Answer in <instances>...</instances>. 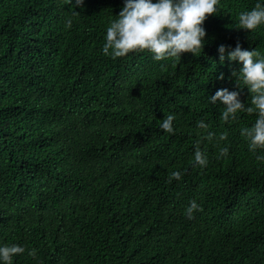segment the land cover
Instances as JSON below:
<instances>
[{"label":"trees","instance_id":"trees-1","mask_svg":"<svg viewBox=\"0 0 264 264\" xmlns=\"http://www.w3.org/2000/svg\"><path fill=\"white\" fill-rule=\"evenodd\" d=\"M254 4L220 0L204 21L202 53L174 62L147 50L103 54L123 0L74 9L0 0V243L37 249L14 264H264V161L239 131L255 114L224 122L208 101L235 87L239 67L220 62L219 44L264 53V25L234 27ZM167 113L174 133L159 127ZM201 119L208 129L197 128ZM197 139L209 155L203 169L193 164ZM225 144L230 154L217 159ZM176 169L182 179L169 183ZM193 198L201 210L189 219Z\"/></svg>","mask_w":264,"mask_h":264},{"label":"clouds","instance_id":"clouds-1","mask_svg":"<svg viewBox=\"0 0 264 264\" xmlns=\"http://www.w3.org/2000/svg\"><path fill=\"white\" fill-rule=\"evenodd\" d=\"M72 9L77 6L83 8L84 0H66ZM220 0H123L118 14L113 15L104 33L102 52L113 59L123 57L130 52L147 50L154 61H164L172 58L174 62L180 61L185 52L192 54L202 53L206 43V29L204 21L209 14L219 12ZM78 11L72 10V15ZM73 23L71 17L65 21L70 28ZM264 25V0H255V4L248 10L238 13L235 28L254 32ZM219 60L224 62L236 61L238 68L231 70L235 87L218 88L214 94L208 95V101L214 105L222 106L220 118L224 122H234L239 119L240 113L255 114L251 125L242 126L240 135L247 141L250 152L256 153L257 161H264V53L255 47L244 48L237 42L234 47L223 43L217 46ZM220 72L218 79H224ZM246 87L250 96L248 102L241 100V90ZM174 113H167L160 119L159 127L167 133H174ZM209 123L201 119L197 128L206 130ZM204 136V133L200 134ZM214 133L208 132L207 138ZM227 133L220 135V140H226ZM201 139L194 143L193 164L203 169L209 164L208 153L201 148ZM230 146L225 144L219 148L217 159L227 157ZM180 169L172 170L168 182L182 179ZM201 210L197 199L189 201L184 212L192 219L195 212ZM27 251L28 255L36 258L37 249L26 247L20 243H0V264H14L15 257Z\"/></svg>","mask_w":264,"mask_h":264}]
</instances>
